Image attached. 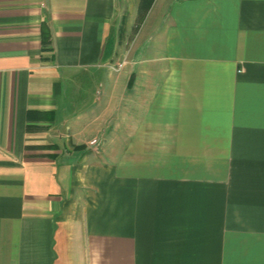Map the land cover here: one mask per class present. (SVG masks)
<instances>
[{
  "label": "crops",
  "instance_id": "0c3cea01",
  "mask_svg": "<svg viewBox=\"0 0 264 264\" xmlns=\"http://www.w3.org/2000/svg\"><path fill=\"white\" fill-rule=\"evenodd\" d=\"M0 264H264V0H0Z\"/></svg>",
  "mask_w": 264,
  "mask_h": 264
},
{
  "label": "built area",
  "instance_id": "2783aa9c",
  "mask_svg": "<svg viewBox=\"0 0 264 264\" xmlns=\"http://www.w3.org/2000/svg\"><path fill=\"white\" fill-rule=\"evenodd\" d=\"M124 62L125 61L119 62L118 64L111 66V68L114 69V70H120L123 67Z\"/></svg>",
  "mask_w": 264,
  "mask_h": 264
}]
</instances>
